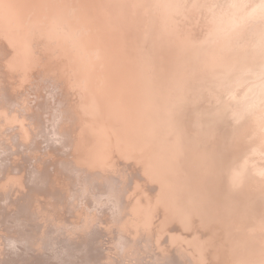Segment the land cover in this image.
<instances>
[{"label": "rangeland", "instance_id": "374dc122", "mask_svg": "<svg viewBox=\"0 0 264 264\" xmlns=\"http://www.w3.org/2000/svg\"><path fill=\"white\" fill-rule=\"evenodd\" d=\"M0 264H264V0H0Z\"/></svg>", "mask_w": 264, "mask_h": 264}]
</instances>
